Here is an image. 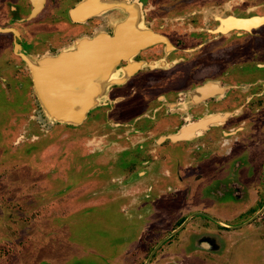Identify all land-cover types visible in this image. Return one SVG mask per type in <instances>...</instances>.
I'll return each mask as SVG.
<instances>
[{
  "label": "flooded vegetation",
  "instance_id": "af4514ba",
  "mask_svg": "<svg viewBox=\"0 0 264 264\" xmlns=\"http://www.w3.org/2000/svg\"><path fill=\"white\" fill-rule=\"evenodd\" d=\"M160 2L173 6L148 14L147 5ZM198 2L44 0L33 16L30 0H0V29L8 30L0 31L5 96L23 74L30 97L35 93L21 68L25 57H52L100 32L113 36L135 5L158 37L121 61L120 80L80 125H55L79 130L84 156L72 159L103 166L106 183L95 195L123 218L112 264H247L235 252L245 241L242 229L259 220L264 226V159H246L264 136V0H207L203 10L236 4L218 18L192 11ZM252 20L259 27L236 26ZM208 21L216 29L205 28ZM219 212L237 219L222 220Z\"/></svg>",
  "mask_w": 264,
  "mask_h": 264
},
{
  "label": "rangeland",
  "instance_id": "374dc122",
  "mask_svg": "<svg viewBox=\"0 0 264 264\" xmlns=\"http://www.w3.org/2000/svg\"><path fill=\"white\" fill-rule=\"evenodd\" d=\"M198 1L192 11L217 18L236 7L214 3L203 10L207 0ZM152 6L147 5L148 14L173 5ZM213 26L208 21L205 28ZM3 45L1 59L7 56ZM21 68L30 73L27 66ZM23 75L10 84L7 96L0 92V264H112L116 224L123 225V218L108 198L95 195L106 183L100 177L103 166L94 159H72L84 156L79 130L51 125L42 111L30 113L39 104ZM259 141L246 159H264V136ZM201 205L209 208L207 202ZM219 214L222 220L237 219ZM255 225L263 224L259 220L242 229L245 241L235 252L247 264H264V226L256 232Z\"/></svg>",
  "mask_w": 264,
  "mask_h": 264
},
{
  "label": "water",
  "instance_id": "95a60500",
  "mask_svg": "<svg viewBox=\"0 0 264 264\" xmlns=\"http://www.w3.org/2000/svg\"><path fill=\"white\" fill-rule=\"evenodd\" d=\"M30 1L35 7V16L43 8L44 0ZM128 14L127 19L116 25L113 36L100 32L75 40L52 57L24 58L38 104L51 123L80 125L88 112L104 101L109 85L120 80L117 66L121 61L130 60L158 40L157 35L145 27L136 5ZM254 21L257 20L236 26L251 29L259 24Z\"/></svg>",
  "mask_w": 264,
  "mask_h": 264
},
{
  "label": "bare ground",
  "instance_id": "6f19581e",
  "mask_svg": "<svg viewBox=\"0 0 264 264\" xmlns=\"http://www.w3.org/2000/svg\"><path fill=\"white\" fill-rule=\"evenodd\" d=\"M105 1H108V2H115V1H119V0H105ZM250 23H253V22H250ZM249 23V24H250Z\"/></svg>",
  "mask_w": 264,
  "mask_h": 264
},
{
  "label": "crops",
  "instance_id": "0c3cea01",
  "mask_svg": "<svg viewBox=\"0 0 264 264\" xmlns=\"http://www.w3.org/2000/svg\"><path fill=\"white\" fill-rule=\"evenodd\" d=\"M106 93H107V92H106ZM105 98H106V96H105ZM105 98H104V99H105ZM100 104H101V103H100Z\"/></svg>",
  "mask_w": 264,
  "mask_h": 264
}]
</instances>
